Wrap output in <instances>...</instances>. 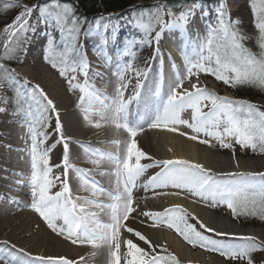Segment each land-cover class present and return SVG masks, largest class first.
Returning a JSON list of instances; mask_svg holds the SVG:
<instances>
[{
	"label": "snow or ice",
	"instance_id": "6c2138e0",
	"mask_svg": "<svg viewBox=\"0 0 264 264\" xmlns=\"http://www.w3.org/2000/svg\"><path fill=\"white\" fill-rule=\"evenodd\" d=\"M4 7L22 10L11 24L0 31V114L20 117L21 127L27 129L31 141L30 148L26 150L31 160L30 207L43 218L47 227L72 244L89 245L92 249L90 256L94 258L103 254L105 264H181L174 253L164 245L154 244L141 228L135 226L137 224L146 228L166 226L175 230L192 247L217 252L230 260L240 259L245 264H257L254 254L264 252V240L255 236L237 237L240 243L213 239L205 233H215L216 236L234 234L217 232L198 221L181 205H173L163 211L140 209L134 190L142 188L153 198L183 192L208 207L226 206L234 217L259 216L264 220V172L215 174L203 164L189 160L155 159L139 147L137 140L147 126L178 132L209 146L216 141L221 147L232 149L233 153L236 144L242 149L264 153V111L255 104L221 96L200 84V76L205 74L231 87L254 85L264 88V0H259L258 5L254 0L252 5L259 32V53H253L245 46L247 37L237 27L240 21H232L226 9L221 7L217 10L215 24L209 22L206 25V35L189 42L191 54L187 50L184 52V74L177 73L163 96L161 82L154 92L157 98L154 108L135 121L129 119V105L133 101L139 102V90L143 86L140 78L146 73L134 67L131 61L121 63L115 73V94L109 97L98 89L89 78L91 66L87 52L79 45L81 31L91 35L94 29L91 25L83 29L84 21L75 14L72 5L62 0H45L33 5L8 0ZM200 8L199 0H193L191 4L181 6L179 12L167 4H158L154 9L140 12L133 22L142 30L143 39L130 41L124 54L134 59L135 45L151 46L155 42V55L161 56L159 41L162 33L177 28L185 30ZM33 13H36L35 17ZM203 15L206 17L207 11ZM41 26L44 28L41 34L48 37L43 58L66 80L69 90L79 89L78 103L87 124L96 129L111 127L115 133L122 131L127 135L126 140L113 139L110 142L117 148L114 152L81 145L95 175L108 177L110 186L97 180L92 174L93 169L81 168L71 162L72 138L64 133L55 101L39 83L33 84L10 66L11 61L23 63L19 53L26 52L24 45L30 40L29 34L35 35ZM103 27L107 29L108 25ZM99 28L97 20L95 30ZM53 32L59 33V41ZM94 50L99 56H104L102 48ZM129 74L137 83L132 95L125 98L131 84ZM78 75L84 77L83 83L79 82ZM93 77L102 78V74L95 71ZM193 78L195 82H192ZM185 81L189 82L190 88L184 87ZM188 110L190 119L182 118ZM52 120H55L54 125ZM179 126H185L191 132H181ZM48 128L57 134L56 143L63 144L62 160L54 166L50 163V153L56 145L42 147L49 139ZM121 144L123 149H120ZM144 160L150 163H142ZM54 167L63 171L52 176ZM150 168H159V171L142 180ZM69 172L75 173L79 183L77 191L88 195L74 194L68 179ZM57 183L61 190L52 193L51 189ZM101 215L107 216V220H101ZM190 219H196L199 226L190 223ZM140 242L147 247H141ZM11 247L15 248V245ZM19 251L23 252V249ZM0 259L4 264H78L67 257L24 259L10 254L8 257L0 256ZM79 261L87 264L85 257H80ZM259 264H264V260Z\"/></svg>",
	"mask_w": 264,
	"mask_h": 264
},
{
	"label": "bare ground",
	"instance_id": "6f19581e",
	"mask_svg": "<svg viewBox=\"0 0 264 264\" xmlns=\"http://www.w3.org/2000/svg\"><path fill=\"white\" fill-rule=\"evenodd\" d=\"M203 1H208L212 3L211 5H215L219 0ZM163 3L164 2H162V4ZM219 6H221L220 3ZM123 13L124 12H118L116 14H111L108 16L113 18L114 16L123 15ZM119 21L120 20H118V23ZM191 25H195V20H193ZM120 26L124 27L123 25ZM201 27L203 28L202 23ZM3 28H1L0 31H2ZM114 29L115 28L109 29V31H107L108 37H106V39L108 45V54H106L104 58L105 63L98 62L99 58L97 59V57L95 56L91 58L93 59V61H91L92 65H95L97 71L102 74V78L99 77L97 81L99 85L98 87L109 97H112L113 95L112 83H115L117 81V76L113 73H116L118 66L120 65V61L114 55L115 40L119 39L118 30ZM190 32L192 33L191 37L193 38V40L197 41L199 37L196 30L192 28L190 29ZM41 33H43V31ZM176 35L172 34V38L176 39ZM122 40L120 39V41ZM169 41H171V39H169ZM168 48L170 53H172V56H170L167 52L162 53V56H156L155 51L153 52V55L150 59L153 66H151L146 71V75L142 79H140V83L143 86L139 90V102L135 101L132 107V112L129 113L130 120L135 121L140 117L145 116V114L148 113V110L151 111V109L154 108L155 105L152 102H155L157 98L154 96V86L152 88V85L155 83V77L163 81V84H167L168 86V83L170 81H175L178 72L184 74L185 68L182 70L180 65V61L183 57L177 50L178 48H176L175 44L172 42H168ZM161 59L163 61L162 65ZM177 60H179V62H177ZM173 63L175 64L174 68ZM104 64L107 65L104 66ZM15 69L22 75H28L29 73L26 68L16 67ZM93 69L94 68H92V72H95L96 70ZM174 70L176 72L175 74ZM36 71L37 74H39L36 75V73H33V76L30 77L32 79V83H39L41 87L44 88V90L48 93L49 97L55 101L57 109L60 111V119L64 126V133L66 136L72 138V142H70L71 162L81 168L93 169L92 174L95 175L93 165L88 162L84 149L83 147H81V145L89 146L94 149H100L102 151L114 152L117 150V148L110 142L113 139H120L122 141L126 140V133L121 131L119 134H117L111 127L107 126L102 127L101 129H96L88 125L83 118L82 110L79 111L76 116H73L71 113L74 111L70 110V101L67 96L68 92L66 91L65 86L60 81V79L54 73L50 72L45 66L39 65ZM90 78H94L93 73L91 74ZM161 95L163 96L164 94ZM262 104L264 105V103ZM184 119H190V115L184 117ZM179 129L181 132H191V130L187 129L185 126H179ZM1 135L2 138H6V140H8L10 137V131L3 132ZM139 140L140 148L155 159L189 160L193 163L203 164L205 168L211 169L215 174L230 172H264V158L250 159L246 163L239 161V165H236V163L232 160L222 157L219 151L215 149V146L219 144L216 141H213L212 146H209L201 144L197 141H190V139L183 137L178 132H169L164 129L151 128H146L139 135ZM76 141H79L81 143L78 144L76 143ZM12 146L14 150L21 148L24 149L25 147L24 143L23 145L20 143ZM123 148L124 145L121 144L120 149ZM4 150L5 149H0V162L4 164L14 163V166H12L11 168H5L3 166L6 170L2 175L4 179L0 180V188H2V190L13 188L15 190L17 189L22 191L19 186L11 185L12 183H10V181L16 180L21 183L25 179L24 174L27 172L25 171V169H21L20 167H18L19 165L21 167L25 166V163L23 165L21 163L22 161H24V159L21 161H16L13 156H7L6 151L8 150H6L5 152ZM58 152L55 151L53 153V156L54 158L56 157L57 162L62 160L63 154V151L62 153ZM3 158L7 159L6 162L3 161ZM144 162L150 163V161L148 160H144ZM16 173H23V175L17 176ZM145 174H148V176H150L149 169ZM95 178L97 180H100L105 186H110L108 177H100L99 175H95ZM69 182L72 185L74 194L88 195V193L77 191L79 183L76 179ZM3 192L4 194H10L17 197L20 196L17 195V193H12L9 191ZM134 195L140 204V209L161 211L173 205H181L183 208L187 209L188 213H190L193 217H197L198 221H202L209 227L215 228L217 232L234 234L229 236L214 235L216 236L215 239L220 240L224 243H236V241H239L236 238L240 236H255L260 240H264V228L243 230L237 224L232 223L228 216H225L223 214H221V216H215L213 212H211V209L214 211L215 208L208 207L204 202L197 200V198L195 197L188 196L186 193L181 192L179 195L157 196L153 198L152 194H148L138 187L135 190ZM145 196H147L148 198L144 199ZM19 198L23 199V197L21 196ZM1 199L2 198L0 197V200ZM29 206L30 205L27 202L19 205H16L13 202L6 208L5 206L0 205V249H4L6 251L3 253L4 255L2 254V256L8 257L11 254L14 256L22 257L24 259H31L37 256L67 257L70 260L77 261L78 264H83V262L79 261V258L85 257V260L88 264H105V256L103 254H99L94 258L90 256V253L92 251L90 246L72 244L69 239L66 240L62 236H59L50 231L48 227L41 223V220L37 217V215H35L31 211H26ZM10 215H13V217H11ZM101 216V218H104L103 220H107V216ZM35 219L38 226L34 229V227H32V224ZM194 220L198 224V221L196 219ZM135 226L141 228V231L145 232V234L154 244L163 241L164 246H166L167 249L172 250L174 254L179 258L181 263L227 264V261L220 257L210 256L201 250L192 251V249L183 244V242L168 228H146L141 227L138 224ZM26 234L29 235L28 239L25 238ZM221 238L226 239L221 240ZM5 242H7V244ZM140 244H142V242H140ZM12 245H15V248H12ZM20 249H23L24 253L20 252ZM25 253L30 255L26 256Z\"/></svg>",
	"mask_w": 264,
	"mask_h": 264
},
{
	"label": "rangeland",
	"instance_id": "374dc122",
	"mask_svg": "<svg viewBox=\"0 0 264 264\" xmlns=\"http://www.w3.org/2000/svg\"><path fill=\"white\" fill-rule=\"evenodd\" d=\"M76 1L75 0H65V1L62 0V2L68 3L75 8V14L84 21V23H83V29L84 30L88 29V27L90 25L94 29V32L91 35H85L84 31L82 30L80 37H79V45L87 52V58H88L90 66H91L90 70H89V78H90L91 74L93 73L92 68H94L93 70L97 71L96 67L94 65H92V63H91V61H93V59H91L92 57L95 56V57H97V59L99 58L98 62H104L105 63L104 58H105L106 54H108L107 53L108 52V50H107L108 45H107V43H105V41H107L106 37H108L107 31H109V29H113V28H115L118 31H119V29L124 28V29H121L122 31H119L118 34L119 35L123 34L120 36H124L125 39L122 40V38H121L122 41H116L115 40V49H114L115 53H114V55L120 61V64L131 61L134 67H138V68L144 70L145 73L151 66H153L151 64L150 59H151L153 52L155 51V48H156L155 42H153V44L151 46L144 45L143 47H141L139 44L135 45V47L133 48V51L136 53L134 59L130 55L124 54L125 49H126V47L130 41L143 39V32L141 29H139L138 27L135 26V24L133 22V18L136 15H138L140 12L148 11L149 6H151L150 4L142 3V2H145V0H136L135 2L131 3L134 5H130V6H132V7H130V9L127 8L125 10L127 12L124 11L123 15H120V16L118 15V16H114L113 18H111L109 16L108 17L107 16H103V17L102 16H96V13H90V15H86V14L81 15V10L78 6L79 4L77 3L78 4L77 5ZM149 1L150 0H148V2ZM184 1L185 0H177V1L168 0V2L166 1L164 4L174 5L173 3H175V5L173 6V11L179 12L181 10V6H184V5H178L177 6V4H180ZM250 1L251 0H238V1H234V0H223L222 1V0H219L216 2L215 5H211L212 4L211 2H208V1L206 2V1L200 0L199 2L201 4V8L196 10L195 16H193L190 19L189 23L191 24L193 22V20H195V21H197L195 26L200 25V23H202V25L205 24V26H206L209 22L215 24L216 16H217V10L220 9L221 7H223L227 11L228 18H230L232 21H235V20L240 21V23H239V25H237V27L239 28L240 32L243 33L247 37V39L244 41L245 46L249 50L252 51L253 48L251 47L250 41H249V31L255 30L256 27H254L255 25L253 24L254 17L252 15V11L249 10V2ZM112 2H113L112 0L108 1L109 6L112 5ZM219 3L221 4V6H219ZM100 4H102V3H100ZM182 4H184V3H182ZM186 5H188V4H186ZM155 7H153L152 9H154ZM99 9L100 10L97 13H103V11H109L110 10L108 7H104V4H102L101 7H99ZM102 9H104V10H102ZM21 10L22 9L19 7L6 8V9H3L1 7L0 8V15H1L0 18H6L8 21H11L18 14V12ZM91 10H93V9H91ZM117 10H118V8H117ZM132 11L134 14L132 13ZM204 11H207V13H208V15L206 17L203 15ZM35 15H36V13L33 14V17H35ZM166 19H168V18L166 17ZM97 20H99L100 28L98 30H95V22ZM118 20H120L119 23H118ZM104 24L108 25L107 29H105L103 27ZM120 25H123L124 27H121ZM190 29H192V28H188V29H185L183 31L181 29H180L181 30L180 31L178 28L177 29H171V30H165L162 33L161 39L159 41V51L161 53V56H162V53H164V52H167L169 55L170 54L172 55V53H170L169 48H168V42H170V43L172 42L175 44V47L178 48L177 50L182 55L183 59H184L185 50H187V52L189 54H191V46H190L189 42L190 41L195 42V40H193L191 35L186 34L188 31H190ZM42 31L44 32L43 26L38 28L37 33L35 35L29 34L30 40L24 45L26 52H20L19 53V57L23 61V63H17L16 61H13L16 64L14 67L15 68L16 67L17 68H26L30 74L28 73V75H23V76L26 77L31 82H32V79L30 77L33 76V73H36V75L39 74V73L37 74V71H36L37 67L39 65L45 66L50 72L54 73L60 79V81L63 83V85L65 86V89L68 92L67 96H68L69 101H70V110L74 111L71 114L73 116H76V114L82 110L81 107L79 106V103H78L79 96L81 95V93H80L79 89L69 90V87L67 85L66 80L64 78L60 77V75L56 69H53L49 63L45 62L43 57L45 55L48 37L46 35H43V34L41 35L40 33ZM49 31H51V30H49ZM171 33H173L175 35L178 34V35H176L177 38L174 39V38H172V36H169ZM201 33H202V36L198 35L199 38H202L203 36L206 35L207 29L205 28V33H204V30H202ZM203 33H204V35H203ZM52 34L55 35L57 38V41H59V33L53 32ZM258 36H259V32L257 31V42H258ZM169 39H171V41H169ZM186 45H187V48H186ZM95 48H102L104 51V56L103 57L99 56L97 54V52L94 50ZM104 65H107V64H104ZM184 68H185V63H184V65H182V69H184ZM174 73H176L175 70H174ZM113 74L115 75V73H113ZM143 77H141L140 79H142ZM98 78L99 77L90 78V81L94 82L96 87L99 89V87H98L99 85L97 82ZM129 78H131V84L129 85L127 91L125 92V98L132 95L133 87L137 83V80L135 78H132L131 74H129ZM78 80L80 83H83L84 77L82 75H78ZM154 82L155 83L152 85V88L154 86L153 90L155 91V88H157L156 77L154 79ZM192 82H195V78H193ZM200 84L206 85L209 89L214 90L219 95L222 94V96H225V97L227 96L228 98L232 97V94L229 92L230 89L228 88V85H225L221 81H217L211 75L201 74ZM115 87H116V82L112 83L113 95L115 94ZM184 87L190 88V84L188 81H185ZM213 87H215L216 89ZM234 88L238 89L239 86L237 85ZM247 102H250L252 104L257 105L261 111H264V105L262 104V103H264V100L256 98L253 101H247ZM134 103H135V101H133V103L131 105H129V113L131 112V107L133 106ZM204 110L207 111V109H204ZM185 115H190V110L185 111L182 114V118H184ZM17 120H18L17 117H14V116L10 115L9 113L0 114V133L2 134L3 132L10 131V137L8 140H6V138H2L1 137L2 135L0 134V149L1 150L5 149L4 152L6 150H8V151H6L7 156L9 155L11 157L13 156L16 158H20L21 152H18V149L14 150L12 145L20 144V143L25 144V151L22 152V156L24 153V155L26 157V162H25L26 164H24V165L26 166V168H25L26 171L29 172V175L26 178V180L28 181V184L25 185L24 187H20L26 191V192H24L25 194H20V192H18L17 190H15L13 188H8V189H4V190H2V188H0V192L7 190V191L12 192V193H17V195H20L21 197H23L22 200L21 199L13 200V198H15V197H13L12 195L3 196L4 193H0V196L9 198L8 203L14 202L16 205H19V204L27 202V203L31 204L32 203L31 188H30L31 160H30V156L28 154V151H26L27 149L30 148L31 141H30V138L27 134L26 127H21V125H19L17 123ZM51 123L54 125L55 120H52ZM146 128H148V127L145 126V129ZM1 129H3V130H1ZM47 132L49 134V139L47 140V142L42 147H48V146L53 145V144L56 145L54 150L50 153V157H51L50 163H51V165L54 166V165L59 164L61 161L57 162V159H56V157L54 158L53 153L55 151H57V152L59 151L58 153H62L63 145H62V142L56 143L58 140V138H57L58 136H57V134H55L53 132L52 128H48ZM183 137H185V136H183ZM201 138L203 139L204 137L201 136ZM137 140L139 142V147H140L139 136L137 137ZM190 141H192V140H190ZM18 142H20V143H18ZM234 147H235L234 153H233L232 149L223 148L219 144L217 146H215V149L217 151H219V153L221 154L222 157L232 160L233 162L236 163V165H239L238 164L239 161L246 163L250 159L264 158V156L263 157L258 156L257 152L259 150L254 152L250 148L242 149L241 146L238 144L234 145ZM3 159H4L3 161L6 162L7 159H5V158H3ZM3 166L5 168H8V167L11 168L12 166H14V163L4 164V163L0 162V180L4 179L2 177V175H3V172L6 170V169H4ZM62 171H63L62 168H55L54 167L52 176H56L59 173H61ZM75 179H76L75 173H73V172L69 173V181H71V180L74 181ZM10 183H12L13 186H17L16 185L17 183L12 182V180L10 181ZM60 190H61L60 185L57 183V185L51 189V192L55 193V192L60 191ZM141 190H142V188H141ZM134 192H135V190H134ZM1 202L2 203H0V205L4 204L5 208L9 206L8 204L4 203L5 200H2ZM26 211H31L35 215H37V217L41 220V223L47 227V224L43 220V218L40 217V215L38 213H36L34 210H32L30 206L27 208ZM211 212H213V214L215 216H221V214L228 216L232 223L237 224L243 230H252V229L254 230V229L263 228V227H256L255 226L259 221V216L243 215L241 217L242 221L247 222V223H253V225H251V226H246L243 222H241V223L234 222L232 220L233 214H232L231 210L228 209L226 206L215 207V210L213 211L211 209ZM11 217H13V215ZM189 222L195 224L193 219H190ZM37 226L38 225L36 224V219H35L33 221L32 227H34V229H35ZM198 226L199 225L197 224V227ZM49 230L51 231V229H49ZM173 231H175V230H173ZM206 235H208V234H206ZM25 238L28 239L29 235L26 234ZM64 239H66V238H64ZM240 242L241 241H236V243H240ZM159 244L164 245L163 241L157 242V245H159ZM86 246H89V245H86ZM141 247H147V245H145L142 242ZM1 251H3V252H1ZM168 251L174 253L170 249H168ZM4 252H6L4 249H0V256H2V254ZM212 253H214V252H212ZM254 258L256 259L257 264H259V262L261 260H264V252L255 253ZM225 261H227V264H245V261L240 260V259L230 260V259L226 258ZM0 264H4V261L2 259H0Z\"/></svg>",
	"mask_w": 264,
	"mask_h": 264
},
{
	"label": "trees",
	"instance_id": "16d2710c",
	"mask_svg": "<svg viewBox=\"0 0 264 264\" xmlns=\"http://www.w3.org/2000/svg\"><path fill=\"white\" fill-rule=\"evenodd\" d=\"M25 3H32L35 2L36 0H22ZM109 0H78L81 8L85 11V13L90 14V13H97L99 12V7H101L102 4H104V7H108L110 10H115V9H119L122 7H125L133 2H135L136 0H112V5L109 6L108 3ZM148 1V0H145ZM187 3H192L193 0L190 1H186ZM253 2L254 0H251L249 2V10L252 11V15L254 17V21L253 24L255 25L254 27H256V16L253 10ZM5 3H7L5 0H0V8L2 7L3 9H6L4 7ZM102 3V4H100ZM255 3H257V5L259 4V0H255ZM112 8V9H111ZM93 9V10H91ZM105 9V8H104ZM1 16V15H0ZM8 22V20L6 18H0V27L4 24H6ZM257 31L258 29L255 28V30H250L249 31V41H250V45L253 48V52L255 53H259L260 49L258 47V42H257ZM10 64H13L14 62H9ZM239 88L235 89L234 87L228 86V88L230 89L229 91L236 97L239 99H244L247 101H251L254 100L256 98H260V99H264V88H261L259 86H254V85H238ZM258 156H264V153L261 152H257ZM243 215H240L239 217H232L233 221L241 223L243 222L246 226H251L253 225V223H247L242 221L241 217ZM256 227H264V220L259 218L258 223L255 225Z\"/></svg>",
	"mask_w": 264,
	"mask_h": 264
},
{
	"label": "water",
	"instance_id": "95a60500",
	"mask_svg": "<svg viewBox=\"0 0 264 264\" xmlns=\"http://www.w3.org/2000/svg\"><path fill=\"white\" fill-rule=\"evenodd\" d=\"M20 3V2H19ZM154 3V2H153Z\"/></svg>",
	"mask_w": 264,
	"mask_h": 264
}]
</instances>
